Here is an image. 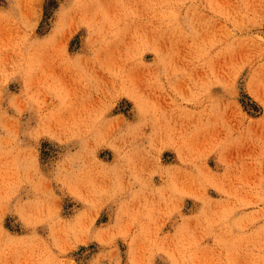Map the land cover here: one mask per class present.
Masks as SVG:
<instances>
[{"label":"rangeland","instance_id":"rangeland-1","mask_svg":"<svg viewBox=\"0 0 264 264\" xmlns=\"http://www.w3.org/2000/svg\"><path fill=\"white\" fill-rule=\"evenodd\" d=\"M0 264H264V0H0Z\"/></svg>","mask_w":264,"mask_h":264},{"label":"bare ground","instance_id":"bare-ground-1","mask_svg":"<svg viewBox=\"0 0 264 264\" xmlns=\"http://www.w3.org/2000/svg\"><path fill=\"white\" fill-rule=\"evenodd\" d=\"M114 1V0H113ZM59 75V74H58ZM170 136V135H169Z\"/></svg>","mask_w":264,"mask_h":264}]
</instances>
